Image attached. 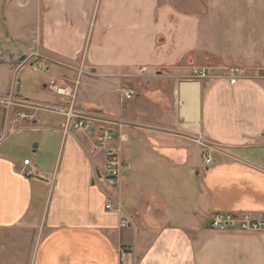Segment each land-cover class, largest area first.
<instances>
[{
	"label": "crops",
	"instance_id": "obj_1",
	"mask_svg": "<svg viewBox=\"0 0 264 264\" xmlns=\"http://www.w3.org/2000/svg\"><path fill=\"white\" fill-rule=\"evenodd\" d=\"M257 1L0 0V264H264L263 233L212 228L264 215ZM34 44L65 94L11 101ZM70 109L109 125L74 133ZM103 126L127 168L115 186Z\"/></svg>",
	"mask_w": 264,
	"mask_h": 264
},
{
	"label": "built area",
	"instance_id": "obj_2",
	"mask_svg": "<svg viewBox=\"0 0 264 264\" xmlns=\"http://www.w3.org/2000/svg\"><path fill=\"white\" fill-rule=\"evenodd\" d=\"M36 66L43 67L42 65L36 64ZM196 76L198 78H206L207 73L206 72H200L196 73ZM238 76V71H229L227 75L225 76L227 80L230 82L234 81ZM54 91L58 95H64L65 90L61 89L59 87H55ZM134 92H130L127 94V98L132 96ZM68 116L71 118V115L73 114L74 119L73 122H71V126L74 133H86L89 135H93L94 130L91 127L92 122L95 124V119H87L82 117H76L75 114L69 110ZM68 120H65V124L68 125ZM69 122V123H70ZM66 130V129H65ZM98 133L96 135V144L98 147H105V158H106V164H105V171H104V181L108 186H115L117 183V180L119 178V175L122 171L127 170V168L122 165L120 159L118 158L115 151H113L108 145L111 141V134L108 129L98 128ZM205 157V163L209 164L210 159L207 156ZM25 171L30 174L29 171H32V169L25 168ZM106 209H110L111 205L108 203L105 206ZM212 228L219 229V230H228V229H237V230H246V231H257L264 234V215L257 216L256 218L252 217V215L248 213H244L239 215V217L233 216L232 214H216L213 218L212 222Z\"/></svg>",
	"mask_w": 264,
	"mask_h": 264
},
{
	"label": "rangeland",
	"instance_id": "obj_3",
	"mask_svg": "<svg viewBox=\"0 0 264 264\" xmlns=\"http://www.w3.org/2000/svg\"><path fill=\"white\" fill-rule=\"evenodd\" d=\"M185 2V0H183V3ZM205 2H208V1H205ZM209 2H213V1H209ZM258 8H259V11L263 13V10L264 9V0H258ZM259 12V13H260ZM263 16H261L259 14L258 18L261 19ZM35 57V55L33 56ZM32 57V58H33ZM30 59L29 61H27L24 65H22V63H20L16 70L19 68V66H21V68L18 70V73L16 75V81H15V85H14V88H13V92H12V99L14 100L13 96L16 98L17 96H15V89L16 87L19 89V92L24 95V96H28L30 94H38L39 95H54V93L49 89V88H44L43 85H51L53 86V90L55 89V85L58 86V81H57V76L59 74V71L62 72L61 70H59L58 68H52V67H49V68H45L44 65L38 63L39 65H42L43 67H37L36 64V58L34 59ZM12 79V78H11ZM13 80V79H12ZM69 79L65 80V83H67ZM51 82H54L51 84ZM75 82H77V80H75L74 82H71V80L69 81L68 83V87L70 86H73L74 87V84ZM6 84H7V80H4L1 75H0V90H4L5 87H6ZM55 84V85H54ZM59 87V86H58ZM62 89V88H61ZM10 99V98H9ZM9 99H6L5 101L2 102V106L4 105L5 106V114H4V117L3 119L6 120L7 118V114L9 116V118L12 116V106L10 103H8L9 105H7V101H9ZM12 101V100H11ZM72 112L73 110L70 109ZM69 111V110H68ZM68 111L64 112L62 114L63 116V119L64 120H68L69 122H73V119H74V116L73 114L71 115V118L68 116ZM9 112V113H7ZM41 112V111H40ZM43 112V111H42ZM43 113H47V115H49L48 113L49 112H43ZM74 113V112H73ZM23 114V113H22ZM31 115V113H29ZM95 114V113H94ZM19 113H16V116H18ZM95 118V121H100L101 123H104V125H109V121H106L104 119H102L101 117H99L97 115L98 118H96V115L93 116ZM84 118V117H83ZM87 119H89L87 117ZM46 121L48 119H45ZM68 122V124H69ZM94 125V123L92 122L91 124V127ZM103 129H107L106 127H102ZM5 130V129H4ZM3 130V131H4ZM4 134L5 136H9L10 133L7 132V131H4ZM18 138H21V139H24L22 135L20 136H17ZM102 150L104 151L106 148L105 147H101Z\"/></svg>",
	"mask_w": 264,
	"mask_h": 264
},
{
	"label": "water",
	"instance_id": "obj_4",
	"mask_svg": "<svg viewBox=\"0 0 264 264\" xmlns=\"http://www.w3.org/2000/svg\"><path fill=\"white\" fill-rule=\"evenodd\" d=\"M35 52H36V45L34 44L33 45V48L31 50V54L30 56L22 63V65H24L27 61H29L34 55H35ZM21 65V66H22ZM21 66H19V68L15 71V75H14V78H13V82H12V91H11V95H12V92H13V88H14V85H15V79H16V75H17V71L21 68ZM10 100H12V96H10ZM9 113V112H7ZM9 118L8 114H7V118L6 120Z\"/></svg>",
	"mask_w": 264,
	"mask_h": 264
},
{
	"label": "trees",
	"instance_id": "obj_5",
	"mask_svg": "<svg viewBox=\"0 0 264 264\" xmlns=\"http://www.w3.org/2000/svg\"><path fill=\"white\" fill-rule=\"evenodd\" d=\"M36 62H37V64H38V63H40V64L42 63V62H40L39 59H37ZM15 91H16V92H15V96H17V95H18V88H17V87H16Z\"/></svg>",
	"mask_w": 264,
	"mask_h": 264
}]
</instances>
